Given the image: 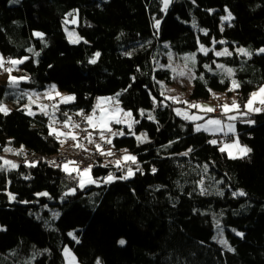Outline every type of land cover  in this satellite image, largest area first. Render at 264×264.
I'll list each match as a JSON object with an SVG mask.
<instances>
[{"label":"trees","instance_id":"obj_1","mask_svg":"<svg viewBox=\"0 0 264 264\" xmlns=\"http://www.w3.org/2000/svg\"><path fill=\"white\" fill-rule=\"evenodd\" d=\"M9 1L0 0V54L29 57L13 72L30 80L17 88L0 84V102L10 109V114H0V153L9 140L7 146L25 149L18 168L0 171V264H65V247L80 264H96L98 259L101 264H264V113L243 118L254 124L234 122L240 143L252 151L229 159L219 144L208 143V134L195 131L192 122L174 113L172 101L161 96L163 88L156 82L172 83V73L157 68L169 50L177 55L196 52L194 73L204 79L191 81L187 99L218 102L234 96L243 104L264 84V54H255L264 47V0H172L164 11L162 0ZM225 8L235 19L231 27L223 23L221 31ZM74 11L76 31L87 43L72 44L66 38L64 21ZM36 32L44 34L43 40ZM213 38L226 41L215 44V50L228 48L233 55L199 52L200 44L212 48ZM237 48L253 55H240ZM96 52L101 54L97 62L89 63ZM213 60L234 69L235 75L228 78ZM230 79L241 83L235 92H227ZM50 85L75 97L59 105L55 117L61 121L67 119L63 112L72 117L79 110L90 113L98 97L121 93L120 107L139 120L133 131L147 133L148 142L138 143L128 134L113 138V147L135 155L143 172L107 184L101 179L100 186L81 189L74 173L69 177L44 162L43 157L57 154L61 145L48 135L49 116L27 115L28 96L20 93H40ZM152 96L169 107L154 106ZM188 148L193 149L188 156L179 155ZM26 162L38 163L28 167ZM101 164L96 161L92 168L98 179L109 172L122 176L129 167L136 170V164L123 166V171ZM202 178L205 195L196 183ZM241 190L247 195H233ZM9 192L15 194L14 201ZM44 192L49 195H36ZM216 221L235 251L213 241Z\"/></svg>","mask_w":264,"mask_h":264},{"label":"snow or ice","instance_id":"obj_2","mask_svg":"<svg viewBox=\"0 0 264 264\" xmlns=\"http://www.w3.org/2000/svg\"><path fill=\"white\" fill-rule=\"evenodd\" d=\"M13 2H16V0H13ZM164 8L162 11L166 10L168 5L172 3V0H162ZM193 3H195V0H193ZM211 11V10H210ZM225 12L227 13L226 16L221 17V31H223V22L229 21V26L231 27V20H234L235 17L232 15V13L225 8ZM78 14V13H77ZM68 16H73V13L70 12L67 14ZM77 21L75 17L72 19L71 23L75 24ZM65 24L69 23L67 19L64 21ZM160 21L156 20L154 27L157 29L159 28ZM197 25L194 24V27ZM201 31L204 33V35H208V32L206 29H201ZM34 35L41 40H43L44 34L41 32H36ZM70 36L75 35L74 33H70ZM83 39L82 37H77L76 40H71L70 42H79V40ZM87 43V41H84ZM199 43V40H198ZM225 44L226 41L220 40L217 41L215 38L212 40L213 47L212 48H206L203 44H200L199 51L203 53L204 55H208L210 51H213L216 57H224V56H231L233 53L229 51L228 48H223L222 50H215L214 45L215 44ZM167 47V45H165ZM29 52H34L32 48L28 49ZM235 51L244 56H248L251 58L253 53L249 51L246 48H237ZM36 56H39V52H34ZM257 55L264 54V47L258 49L256 51ZM101 54L99 52H96L94 54V58L89 60V63L95 64L97 62V59L99 58ZM127 55H131V53H127ZM29 57H23V58H11V57H4L2 54H0V71L6 72L9 75L8 83L11 87L17 88L19 87V84L21 81H28L30 80V77L27 75L25 76H13L11 73L14 70H18V66L22 65L26 60H28ZM171 59V56H170ZM182 59L185 61L183 68L173 67L171 63L168 65H159L160 68H167L170 69L173 73L178 74L179 77H187L189 80V83H191L194 79H200L203 80L204 76L201 74L199 77H197L194 73V69L190 68L188 65L189 63L195 65L196 63V56L195 53L186 55L182 57ZM213 64H216V61H212ZM204 67L208 71H212V68L210 65L205 64ZM216 67L219 69L224 70V73L228 78H231L235 75L234 69L232 68H225V65L223 64H216ZM179 69V70H178ZM139 71V69H138ZM175 78V77H173ZM133 81H135V77L132 78ZM155 79V77H153ZM158 84L161 85L162 88L165 87L162 81L157 80ZM225 81L224 79L220 80V83L223 84ZM241 87V83L236 79H230V85L227 88V92H235ZM168 92L175 91L174 89H166ZM126 91V89L124 90ZM209 93L217 100L220 99L219 95L214 93L212 89H208ZM21 96L27 95L30 104H36L37 107H39L41 113H43L46 116H49V136H53L57 142L63 147V145L66 143V141L70 138L74 143L73 147L81 149L85 152H88L89 149L85 147V145L81 142V139L87 140L88 144H93L95 147V150L99 152L100 155L103 156H113L115 153L112 151L111 148H108L107 150L102 145H113V138L116 137H123L125 135L131 134L132 136H135L138 142H148L147 141V133H141L140 135H136L135 131H133V124H138L139 120H136L133 116V113L128 110H124L123 108L119 107V96L121 93H117L114 97H102L97 98V103L93 106V109L90 113H86L84 110H79L75 113V115L81 117V121L87 125V127L82 128L80 122H75L72 119V116L68 115L67 112H63L62 115L67 117V119L61 121L56 119L55 114L57 111H59V104H39L38 101L41 96L46 98L49 101L59 99L60 104H68L75 100V97L73 95H64L56 90V86L52 85L50 91L45 93H32L28 94L25 92L20 93ZM151 95V93H149ZM33 96L36 97V99H33ZM161 96H164V99H171L172 102L175 103H181L186 106V109L181 108H173L172 110L176 113L177 116L182 117L183 119L192 122L195 124L194 130L197 132L200 131H211L213 134L216 132H222L225 127H227L228 132L224 133L225 136H228V133L235 134L236 131V125L234 123H224L223 119L220 118H214V119H205V116L208 113H214L217 111V107L221 109L220 116L226 117L228 121H237L238 119L241 120V122L247 123V124H254L255 121L252 119H243L250 116V114H259L264 113V84L260 85L256 91H253L250 93L249 98L247 101L241 105L237 102L235 98L232 99L231 103H222L219 104L217 107L210 106L208 104H201L189 100H184L181 96H165L164 92H161ZM153 105L161 104L164 107H169L167 104H163V101H157L155 96H152ZM29 105H25V109H27L26 114L30 116H35L36 113L32 111L31 107ZM259 105V106H257ZM49 107H51L52 112L51 114L48 112ZM190 109H197L198 112H203L205 115H197V114H189ZM145 110H140V115H144ZM236 112L239 115H231L230 113ZM99 113V114H97ZM0 114L8 115L10 114V109L7 108L5 104L0 102ZM149 119H152L155 121V117L149 113ZM204 120L205 123L200 124L196 123L197 121ZM59 124L61 127L57 128L56 125ZM113 125H125L128 128V132L126 133L123 128H114ZM63 129H67L68 131H63ZM89 129H92L93 131L98 133V139L100 142H96V139L93 137V131H89ZM79 130V131H77ZM80 133H85L83 137H81ZM63 137V139H62ZM12 141H7V145H11ZM209 144L212 145H218L222 144L221 147H219V151L221 153L227 152L229 159H236V158H242L243 156H247L249 153H251L252 149L249 148L247 145H240L238 137L235 139H232L230 141H218L217 139H211L208 141ZM5 146L3 148V151L5 153H13L16 155H19L20 153L24 152V146L21 145L19 149H15L9 146ZM238 149L237 154H233L232 149ZM193 151L192 148H188L185 152L179 153V155L182 156H188L189 153ZM122 152L124 155L117 159L114 164L115 167L123 171V163L131 162L132 164H136V171L143 172V170L140 168L139 163L137 162V157L135 155H132L128 152L127 149H122ZM0 171H5L7 166V170L16 169L19 167L16 163L13 161L7 160L4 157H0ZM38 162H26V166L28 167H36ZM49 166H54L57 168H60L62 171H64L69 177H72L73 173L76 174V179L78 180V187L81 189L84 188L87 184H95L97 186H100V180L102 179L105 184L111 183L116 179H128L135 175V172L132 168H128L126 173L122 176L117 177L114 173L109 172L107 176L102 178H95L92 176V168L94 165L89 164L87 167L81 169L80 168V162L75 160H65L63 162H57L56 160H52L49 162ZM101 167H108V164H102ZM208 165H204V171L207 172ZM153 173L157 171L156 168H152L151 170ZM31 177H25V179H30ZM8 183H11V181H8ZM197 185L201 189V195H205L208 193V189L205 188L204 180L203 178L196 182ZM220 183H223V181H220ZM68 193H66L67 195ZM71 194H75V189L71 190ZM219 195H223V192H219ZM9 200L14 201L16 199L15 194L9 192L7 193ZM37 196H48L49 194L47 192L44 193H37ZM234 196H246L247 194L244 191L234 192ZM22 203H29V201H22ZM58 215V214H57ZM217 227L219 228V223H217ZM3 230V229H0ZM222 229H221V235H222ZM235 231V230H234ZM70 236L74 240H76L77 243H79V240L76 238V236L73 233H69ZM237 236H240L243 238L244 234L242 232H236ZM121 245L125 243L124 240H121L119 242ZM220 243L227 247L228 251H235L230 245H228L227 240H220ZM64 256L68 262V264H76V257L72 253V251L65 247L64 250ZM96 264H101V261L98 259L96 261Z\"/></svg>","mask_w":264,"mask_h":264},{"label":"rangeland","instance_id":"obj_3","mask_svg":"<svg viewBox=\"0 0 264 264\" xmlns=\"http://www.w3.org/2000/svg\"><path fill=\"white\" fill-rule=\"evenodd\" d=\"M18 0H16V2H17ZM16 2H13V0H10L9 1V4H16ZM227 15V13L225 12L224 13V15H222V16H226ZM221 16V17H222ZM75 17V19H76V23L75 24H73V23H71V21H72V19ZM67 20L69 21V23H67V24H65L64 23V25H63V28H64V32H65V35H66V38H67V40L70 42L71 40H76V38L77 37H80L79 36V34L77 33V31H76V28H77V26H78V23H79V20H78V14H77V11H74L73 12V16H71L69 19L67 18ZM226 22H229V21H225V22H223V23H226ZM70 33H74L75 35H72V36H70L69 34ZM82 41H84V39H81V40H79V42H75V43H73V42H70V43H72V44H77V43H80V42H82ZM200 47V46H199ZM167 48H168V45H167ZM200 52V51H199ZM193 53H195V55H196V52H193ZM189 54H192V53H189ZM189 54H186V55H189ZM186 55H177V54H175V53H173L171 50H169L168 51V53H167V55H166V57H165V59H166V62H162V61H160V63L157 65V68H159V69H166V70H169L171 73H172V83L170 84V85H165V94H167L168 96H181L184 100H187V93H188V91H189V88H190V85H191V83H189V80H188V78L187 77H179L178 76V74H176V73H173L170 69H167V68H160L159 67V65H168L169 63H171L172 64V66L173 67H177V66H179V68H183V66H184V63H185V61L182 59V57H184V56H186ZM170 56H171V59H170ZM190 68H193V64H191V63H189V65H188ZM179 70V69H178ZM13 76H15L14 74H13V72L11 73ZM7 76H9L8 75V73H6V72H3V71H0V84H5L3 81L4 80H2V79H6V77ZM173 77H175V78H173ZM164 88H163V91H164ZM174 89L175 91H173V92H168L166 89ZM58 91V90H57ZM60 93H62V94H64V95H72V94H70V93H67V92H61V91H59ZM74 96V95H73ZM102 97H112V96H102ZM102 97H98V98H102ZM228 98H230V97H224V100L222 101V102H219L218 104H222V103H226L225 101H227V102H229L228 101ZM33 99H36V97H34L33 96ZM97 100V99H96ZM171 100V99H170ZM44 101L48 104V105H51V103H49V100H47V99H44ZM172 101V100H171ZM173 103V102H172ZM197 103H201V104H208V105H210V106H214V104L215 103H217V101L215 102V101H199V102H197ZM42 104V103H41ZM52 104H59L60 105V103H59V101H57L56 103L54 102V103H52ZM173 105H174V107L175 108H184V109H186V106L184 105V104H181V103H173ZM49 108H51V107H49ZM219 110V112H220V109H218ZM50 111H52V110H49L48 109V112L50 113ZM34 112L35 113H41V111H40V109H39V107L36 109V110H34ZM195 112H197V113H193V112H190L189 111V114L191 115V114H197V115H200V113L201 112H198V110H196ZM202 114V113H201ZM208 114H210V115H208V116H205V119H214V118H221L218 114H215V113H213V115H211V113H208ZM203 115V114H202ZM76 116V115H75ZM75 116H73L72 118H74ZM221 119H224V118H221ZM227 120V119H226ZM202 122H205L204 120H200V121H197L196 123H202ZM228 123H230V122H228ZM56 127L57 128H60L61 126H59V124H57L56 125ZM113 127L114 128H117V129H119V128H123V130L127 133L128 132V128L125 126V125H113ZM63 131H68L67 129H63ZM89 131H93L92 129H89ZM93 133H95V131H93ZM97 133V132H96ZM142 133V132H141ZM141 133H136V135H140ZM84 134V133H83ZM81 135V137H83L84 135ZM98 134V133H97ZM135 137V136H134ZM237 137V135L236 136H234L233 137V139H235ZM62 139H63V137H62ZM136 139V138H135ZM148 140V139H147ZM136 141H137V139H136ZM82 142V141H81ZM100 142V141H99ZM138 142V141H137ZM240 142V141H239ZM74 142L69 138L67 141H66V143L63 145V147H61L60 146V150H59V152H62V153H66V154H68V155H72V154H69V153H67V152H65L64 151V147H67L69 144H73ZM138 143H140V142H138ZM143 143H145V142H143ZM240 145H242L241 143H240ZM222 146V145H221ZM104 147H109V146H107V145H104ZM89 149V151L88 152H85V151H80V152H78V153H76V154H80V153H86V154H89V155H91V156H93L94 154H99V152H97V151H93V148H92V146H91V148H88ZM4 152V151H3ZM24 154V153H23ZM75 154V153H74ZM117 156V158H119V154H116ZM7 156H9L10 157V155H8V154H5V152H4V154H2L1 155V153H0V157H4L5 159H7ZM103 155H101V157H102ZM8 157V158H9ZM24 158H26V157H24ZM117 158H114V159H117ZM8 160V159H7ZM22 161V160H21ZM105 161H107V160H105ZM103 162L102 164H105V163H107V164H110V163H108V162ZM15 163H17V162H15ZM101 164V165H102ZM130 164H132L131 162H126V163H123V166L124 167H126V169L130 166ZM89 165V164H88ZM88 165H86V166H88ZM5 168H7V166H5ZM80 168L82 169V167L80 166ZM131 168V167H130ZM133 169V171L135 172L136 170L134 169V168H132ZM127 171V170H126ZM126 173V172H125ZM92 174V173H91ZM133 177V176H132ZM132 177H130V178H132ZM130 178H128V179H130ZM77 184H78V180H77ZM88 185H95V184H87L86 186H88ZM39 213H41V212H39ZM52 218L53 219H56V213L55 212H52ZM217 223H219V228L217 227ZM0 229H2V226L0 225ZM221 229L223 230L222 231V235H221ZM1 231V230H0ZM213 241H215L216 243H218L219 245H221V246H224V245H222L221 243H220V240L221 239H223V240H227V237H226V235H225V232H224V228H223V226H222V223L221 222H218V221H216L215 222V224H214V230H213ZM121 240H124V239H120L119 240V242L121 241ZM227 242H228V240H227ZM225 247V246H224ZM63 256H64V252H63ZM64 261H65V264H68V262H67V260H66V258H65V256H64ZM76 264H80V263H78V261L76 260Z\"/></svg>","mask_w":264,"mask_h":264},{"label":"crops","instance_id":"obj_4","mask_svg":"<svg viewBox=\"0 0 264 264\" xmlns=\"http://www.w3.org/2000/svg\"><path fill=\"white\" fill-rule=\"evenodd\" d=\"M13 74H14V72H13ZM14 75H16V74H14ZM2 80H4L3 82L4 83H8V80H9V76H7L6 77V79H2ZM1 85H4V84H1ZM51 86L52 85H50L45 91H43V92H40V94H42V93H45V92H48V91H50V89H51ZM56 90H58L57 88H56ZM190 90H191V85H190V88H189V91H188V93H187V98L189 97V94H190ZM164 95L165 96H168L167 94H165V88H164ZM35 97V96H34ZM234 98V96H231L230 98H228V101L229 102H227V101H225L226 103H231V101H232V99ZM44 99H46V98H44L43 96H41L40 97V99H39V101H38V103L39 104H47L45 101H44ZM224 99V98H223ZM167 100H170V99H167ZM188 100V99H187ZM57 101H59V99L57 98L56 100H52V101H50V103L51 102H57ZM223 100H221V101H218L217 103H215L214 104V106L213 107H217L219 104V102H222ZM247 101V100H246ZM245 101V102H246ZM244 102V103H245ZM97 103V100L95 101V104ZM243 103V104H244ZM243 104H241V105H243ZM26 105H29V100H28V102H27V104ZM257 106H259V105H257ZM29 107H31V109H32V111L34 112V110H36L38 107H37V105L36 104H30L29 105ZM119 107H120V105H119ZM175 108V107H174ZM218 108V107H217ZM182 109H184V108H182ZM27 110V109H26ZM49 110H52L51 108H49ZM197 109H190V110H188V111H190V112H193V113H197V112H195ZM220 111H221V109H220ZM50 112H52V111H50ZM175 113V112H174ZM203 115H205L203 112H201ZM200 113V115H202ZM97 114H99V113H97ZM176 114V113H175ZM231 115H239L238 113H236V112H233V113H230ZM208 115H210V114H207L206 116H208ZM211 115H213V113H211ZM254 115H257V114H250V116L249 117H251V116H254ZM221 119V118H220ZM224 120V123L225 124H227L228 122H230V123H234L235 121H228V120H226V117H225V119H223ZM203 123H205V122H202L201 124H203ZM194 124V123H193ZM60 126V125H59ZM194 128H195V124H194ZM202 132H205L206 134H208L210 137H211V139H215L214 138V136L215 135H217V136H220L222 139H230V140H232L233 139V137L234 136H236V131H235V134H233V133H228V136H225L224 135V133H226V132H228V129H227V127H225L224 128V130L222 131V132H216L215 134H213L211 131H202ZM85 135V134H84ZM93 137H94V139H96V142H99V139H98V134L95 132V133H93ZM81 141H82V143L85 145V147H87V148H91V146H92V148H93V151H96L95 150V147H94V145L93 144H88V142H87V140H83V139H81ZM220 145V147H221V145L222 144H219ZM103 147H104V145H102ZM20 147H17V148H15V149H19ZM106 150L108 149V148H111L112 149V151L115 153L113 156H107V161H105V162H108V163H110V164H114V162L117 160V159H119L120 157H122L123 155H124V153L122 152V150H117V149H115L113 146H110V147H104ZM25 150V149H24ZM64 151L65 152H67V153H69V154H76V153H78V152H80V151H83V150H81V149H78V148H74L73 147V144H69L67 147H64ZM232 152H233V154L235 155V154H237V152H238V149H236V148H234V149H232ZM23 153H25V151L24 152H22V153H20V154H23ZM226 153V155L228 156V154H227V152H225ZM2 154H4V152H1V155ZM5 154H8V155H10V157L9 156H7V159L8 160H10V161H13L14 163L15 162H17L18 163V160H19V156H20V154L19 155H16V154H13V153H5ZM116 154H119L120 156H119V158H117L116 157ZM131 154V153H130ZM9 157V158H8ZM114 158H117V159H114ZM104 161H102V163L104 162ZM1 163H2V161H0ZM16 163V164H17ZM115 165V164H114Z\"/></svg>","mask_w":264,"mask_h":264},{"label":"built area","instance_id":"obj_5","mask_svg":"<svg viewBox=\"0 0 264 264\" xmlns=\"http://www.w3.org/2000/svg\"><path fill=\"white\" fill-rule=\"evenodd\" d=\"M215 114H218L220 116V112L217 109L216 112H214ZM221 117V116H220ZM224 118V117H221ZM75 122H80L81 123V127H87L86 124H84L81 121V117L77 116L74 119ZM79 131V130H77ZM83 133H80V135H82ZM215 139H217L218 141H230L229 139H222L219 136H214ZM104 158V156L101 157L100 154H94L93 156L86 154V153H80V154H74V155H68V154H64L62 152H58L57 154L47 157L46 160L48 162L52 161V160H56L57 162H63L65 160H75V161H79L80 162V166L83 168L88 164H92L100 159ZM76 177V176H75Z\"/></svg>","mask_w":264,"mask_h":264},{"label":"bare ground","instance_id":"obj_6","mask_svg":"<svg viewBox=\"0 0 264 264\" xmlns=\"http://www.w3.org/2000/svg\"><path fill=\"white\" fill-rule=\"evenodd\" d=\"M22 157H25V155H24V156H22ZM47 157H48V156H45V157H43V159H42V160H43L44 162H46V163H49V162L46 160V158H47ZM19 159H20V158H19ZM18 161H19V160H18Z\"/></svg>","mask_w":264,"mask_h":264},{"label":"water","instance_id":"obj_7","mask_svg":"<svg viewBox=\"0 0 264 264\" xmlns=\"http://www.w3.org/2000/svg\"><path fill=\"white\" fill-rule=\"evenodd\" d=\"M169 5H170V4H169ZM169 5H168V6H169Z\"/></svg>","mask_w":264,"mask_h":264}]
</instances>
